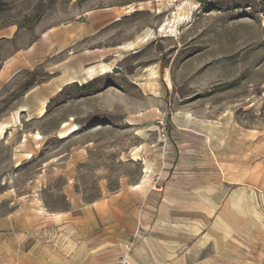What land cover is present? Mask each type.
<instances>
[{"label": "rangeland", "instance_id": "374dc122", "mask_svg": "<svg viewBox=\"0 0 264 264\" xmlns=\"http://www.w3.org/2000/svg\"><path fill=\"white\" fill-rule=\"evenodd\" d=\"M3 127L0 264H264V0H0Z\"/></svg>", "mask_w": 264, "mask_h": 264}, {"label": "crops", "instance_id": "0c3cea01", "mask_svg": "<svg viewBox=\"0 0 264 264\" xmlns=\"http://www.w3.org/2000/svg\"><path fill=\"white\" fill-rule=\"evenodd\" d=\"M157 221L165 226L156 228L157 231L154 239L156 246L136 247L128 255L127 264H189V253L195 251V244L192 247L194 250L190 249V245L188 244L185 249H181L179 242H175L179 241V238L176 237L178 234L173 230L175 229L173 228V216H159ZM205 235L207 233L199 238V243L202 245L198 248L199 251L215 240L213 236L207 238ZM186 240L188 241L189 238L183 239V241Z\"/></svg>", "mask_w": 264, "mask_h": 264}, {"label": "bare ground", "instance_id": "6f19581e", "mask_svg": "<svg viewBox=\"0 0 264 264\" xmlns=\"http://www.w3.org/2000/svg\"><path fill=\"white\" fill-rule=\"evenodd\" d=\"M149 37V36H148ZM135 46V43H129L127 45L128 48L132 49L133 47ZM112 72V68L111 66H107V65H100L98 67H90L87 71H86V78L85 80H94L95 78L99 77V76H102V75H106V74H109ZM70 81V80H69ZM76 81H74V78L73 80L71 79L70 82H68L67 84H72V83H75ZM46 103L43 104L42 108L39 110V118H42L45 116L46 114ZM26 109H24L23 111H25ZM33 117L30 118V120H32ZM68 124H65V127L67 126ZM7 128V127H6ZM75 129H78V128H75ZM5 133V128H1L0 129V137L3 138V135ZM36 139L40 140L42 139L41 136H38L36 137Z\"/></svg>", "mask_w": 264, "mask_h": 264}]
</instances>
